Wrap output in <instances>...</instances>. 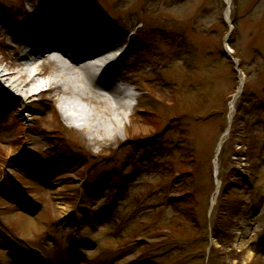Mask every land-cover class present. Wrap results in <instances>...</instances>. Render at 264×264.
I'll use <instances>...</instances> for the list:
<instances>
[{"label": "rangeland", "instance_id": "374dc122", "mask_svg": "<svg viewBox=\"0 0 264 264\" xmlns=\"http://www.w3.org/2000/svg\"><path fill=\"white\" fill-rule=\"evenodd\" d=\"M29 1L0 0L8 29ZM65 1L122 35L111 72L133 106L90 141L55 94L0 82V264H264V0Z\"/></svg>", "mask_w": 264, "mask_h": 264}, {"label": "bare ground", "instance_id": "6f19581e", "mask_svg": "<svg viewBox=\"0 0 264 264\" xmlns=\"http://www.w3.org/2000/svg\"><path fill=\"white\" fill-rule=\"evenodd\" d=\"M29 2L31 9L21 8L25 18L21 27L14 30L8 29L7 17L0 11V31H7V34L12 36L9 47L12 57L9 65L8 58L0 60L1 84L18 94L19 98L25 96L28 100L42 95L44 91L47 94H55L67 124L84 131L90 141L114 138L122 128V117L132 109L131 96L116 85L110 69L102 70L100 63L95 64L92 61L101 52L121 48L124 43L122 35H117L110 27L99 23V20L92 23L90 18H98V15L79 6H69L65 0H51L50 3H46V0ZM226 3L229 5L230 1L226 0ZM74 14L78 15L80 20H84L82 15L88 18V27L79 30L83 34L82 39L69 24L57 23L63 16ZM46 17L54 18L52 20L55 23L48 21L43 23L42 19ZM30 29H40L51 35L50 41L43 38L46 44H50L49 50H65L63 55L53 54L56 59L48 64L51 73L42 74L33 69L35 73L28 76L31 70L24 67L25 55L21 53V46L25 41L26 30ZM72 48H76L80 53L71 55ZM49 50L43 57L51 54L52 51ZM86 51L91 54L83 60L81 53ZM119 58V62L123 63L125 53ZM242 82L240 80L238 90L242 87ZM82 103L88 108L83 110L85 107L81 106ZM8 113L15 114V110ZM32 136V133L27 134L26 140H33ZM212 204L214 205V201ZM240 241L238 247L241 248L243 242ZM251 255L252 251H249L247 257L250 258Z\"/></svg>", "mask_w": 264, "mask_h": 264}, {"label": "trees", "instance_id": "16d2710c", "mask_svg": "<svg viewBox=\"0 0 264 264\" xmlns=\"http://www.w3.org/2000/svg\"><path fill=\"white\" fill-rule=\"evenodd\" d=\"M241 111H242V109L238 105V107H236V113L239 114ZM241 118H244V117H241ZM190 177H192V176H190ZM240 185H249V183H248L247 180H242L241 183H240ZM229 186H230V183H228L227 180H226L225 181V184H224V187H223V189H222V191L220 193V195H222V197H224L223 195L225 194V192H227V190L231 189V187H229ZM261 243L264 245V237H262ZM7 246L10 247L9 244Z\"/></svg>", "mask_w": 264, "mask_h": 264}, {"label": "water", "instance_id": "95a60500", "mask_svg": "<svg viewBox=\"0 0 264 264\" xmlns=\"http://www.w3.org/2000/svg\"><path fill=\"white\" fill-rule=\"evenodd\" d=\"M230 59H232L231 57H229ZM235 61V60H234ZM229 129V128H228ZM229 130L226 132V135L228 134Z\"/></svg>", "mask_w": 264, "mask_h": 264}]
</instances>
